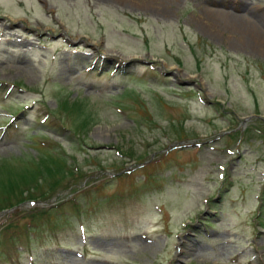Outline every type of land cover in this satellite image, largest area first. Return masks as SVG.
Returning <instances> with one entry per match:
<instances>
[{"label": "rangeland", "instance_id": "rangeland-1", "mask_svg": "<svg viewBox=\"0 0 264 264\" xmlns=\"http://www.w3.org/2000/svg\"><path fill=\"white\" fill-rule=\"evenodd\" d=\"M154 1L0 0V264H264V0Z\"/></svg>", "mask_w": 264, "mask_h": 264}, {"label": "bare ground", "instance_id": "bare-ground-1", "mask_svg": "<svg viewBox=\"0 0 264 264\" xmlns=\"http://www.w3.org/2000/svg\"><path fill=\"white\" fill-rule=\"evenodd\" d=\"M134 1H143L142 3H144L145 1L150 5V4H156V1H148V0H134ZM166 1L167 0H164L163 2H164V4L166 5V4H168V3H166ZM160 3H161V1H159ZM207 15H203L202 17H206ZM208 17V16H207ZM204 18H202V19H204ZM210 19V18H209ZM208 19V20H209ZM205 20V19H204ZM231 22H232V24H229V25H233V27H235V26H237V28H234V29H236V30H238V32H239V34H240V37L241 38H236L239 42H243V43H246V44H248V45H251V41L253 40V41H257V40H255L254 38H252L251 36H253L252 34H249V32H248V29H247V26H246V23H243L242 21H238L237 19H232L231 18ZM201 23H203V22H201ZM228 26V25H227ZM250 26V25H249ZM228 27H230V26H228ZM232 27V28H233ZM251 27V26H250ZM222 29V28H221ZM249 35V36H248ZM245 39H247V41L245 40ZM261 44H263L262 42H261ZM258 47V46H257ZM259 48L261 49L262 48V50L264 49V47L263 46H259ZM188 249H191V248H188Z\"/></svg>", "mask_w": 264, "mask_h": 264}, {"label": "trees", "instance_id": "trees-1", "mask_svg": "<svg viewBox=\"0 0 264 264\" xmlns=\"http://www.w3.org/2000/svg\"><path fill=\"white\" fill-rule=\"evenodd\" d=\"M86 121H84L83 122V120L82 119H80L79 120V122H78V124L79 125H81V126H83L84 127V123H85ZM78 125V126H79ZM82 127V128H83ZM54 158H57V157H54V156H51V161H54V162H57ZM65 162V161H64ZM65 164V163H64ZM77 170V169H76ZM48 171H50V170H48ZM64 171H66L67 172V174H69L70 175V177L72 178V179H77V177L79 178V177H81L84 173H82L81 172V170H80V168H78V170L76 171V172H74L73 170H72V168L71 167H67V166H65V169H63V167H56V169L55 170H53L52 172H51V175L53 176V174L54 175H56V174H58V172L59 173H61L60 175V177H61V179H62V175H64ZM50 173V172H49ZM81 175V176H80ZM60 183V181H57V180H55V181H53V182H51V184L48 186L49 187V189H52V188H54L56 185H58ZM9 187H11V183H9V184H7ZM50 194V193H49ZM30 215H32V213L30 214Z\"/></svg>", "mask_w": 264, "mask_h": 264}]
</instances>
